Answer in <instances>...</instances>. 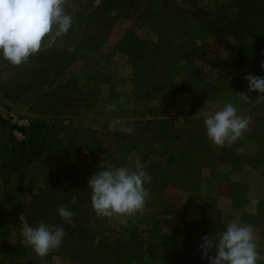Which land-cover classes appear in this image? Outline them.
Listing matches in <instances>:
<instances>
[{"label":"rangeland","instance_id":"1","mask_svg":"<svg viewBox=\"0 0 264 264\" xmlns=\"http://www.w3.org/2000/svg\"><path fill=\"white\" fill-rule=\"evenodd\" d=\"M63 7L73 25L58 58L0 59V264H208L201 238L233 221L254 227L264 264V102L245 80L264 77V0ZM228 102L249 124L220 147L204 118ZM137 157L152 177L143 210L97 215L89 178ZM61 205L76 213L70 223ZM42 220L66 233L46 257L20 231Z\"/></svg>","mask_w":264,"mask_h":264},{"label":"clouds","instance_id":"2","mask_svg":"<svg viewBox=\"0 0 264 264\" xmlns=\"http://www.w3.org/2000/svg\"><path fill=\"white\" fill-rule=\"evenodd\" d=\"M64 0H0V59L16 67L29 58L55 45L58 38L67 34L73 25V17L64 10ZM264 68V64L261 65ZM248 92H258L257 103L264 102V77L245 76ZM239 101L249 103L247 93H234ZM116 110L108 104L106 112ZM249 121L242 117L234 103L228 102L214 114L204 118L208 139L216 146H231L248 128ZM110 128L131 134L128 127ZM152 177L137 157L134 166H109L93 174L88 180L91 206L97 215L119 217L122 221L135 216L144 208L150 196L145 185ZM57 214L64 223H70L76 213L59 206ZM21 235L39 257L60 248L66 236L62 226L40 221L31 225L24 221ZM200 245L202 258L208 264H259L261 253L256 243L252 225L231 222L222 231L204 235ZM215 255H210L212 250Z\"/></svg>","mask_w":264,"mask_h":264},{"label":"trees","instance_id":"3","mask_svg":"<svg viewBox=\"0 0 264 264\" xmlns=\"http://www.w3.org/2000/svg\"><path fill=\"white\" fill-rule=\"evenodd\" d=\"M62 53L57 51L55 48L51 47L46 50H42L39 54L35 56H40L42 59H55L58 58Z\"/></svg>","mask_w":264,"mask_h":264}]
</instances>
